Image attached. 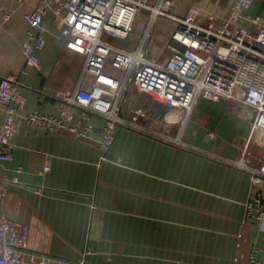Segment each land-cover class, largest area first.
Segmentation results:
<instances>
[{"label": "crops", "instance_id": "crops-1", "mask_svg": "<svg viewBox=\"0 0 264 264\" xmlns=\"http://www.w3.org/2000/svg\"><path fill=\"white\" fill-rule=\"evenodd\" d=\"M37 2L0 0V76L26 67L23 14ZM228 3L179 0L170 8L181 13L194 4L210 19ZM245 14L243 23L254 29L249 19L264 20V0H254ZM45 26L46 44L36 52L39 68L27 70L26 83L51 88L59 78L55 68L63 64V77L75 81L83 57L64 47L51 15ZM163 26L166 31L153 29L150 56L170 53V24ZM130 87L122 113L128 101L127 107H139L131 118L127 113L105 151L68 131H36L19 123L12 160L0 163V175L10 180L0 212L29 225L28 249L86 264H245L257 245L264 261V222L245 216L252 193L248 174L227 161L239 156L248 134L240 107L203 100L186 112L136 88L130 95ZM39 96L27 89L25 109L50 100ZM258 189L264 199V182Z\"/></svg>", "mask_w": 264, "mask_h": 264}, {"label": "built area", "instance_id": "built-area-1", "mask_svg": "<svg viewBox=\"0 0 264 264\" xmlns=\"http://www.w3.org/2000/svg\"><path fill=\"white\" fill-rule=\"evenodd\" d=\"M178 1L38 0L23 14L27 31L21 53L26 67L19 74L0 76V163L12 160L11 139L19 123L36 131H68L105 151L118 126L127 123L121 102L130 86L186 112L199 95L212 101L228 99L237 103L250 127L239 156L226 160L246 172L252 185L246 219L264 222V199L258 189L264 182V20L252 16L254 29L243 23L254 0H229L227 9L213 12L210 19L202 18L194 4L181 13L172 11ZM140 9L146 22L135 45L118 46L107 38H132ZM48 15L64 47L83 61L75 81L58 78L51 88L31 87L24 76L39 68L36 52L46 44ZM157 16L170 24V54L164 57L148 56ZM2 18L7 20L9 14L4 11ZM27 89L35 90L38 100H50L26 110ZM9 181L0 175V202ZM28 232V224L0 212V264H86L29 250ZM245 264H264L257 245L250 248Z\"/></svg>", "mask_w": 264, "mask_h": 264}, {"label": "rangeland", "instance_id": "rangeland-1", "mask_svg": "<svg viewBox=\"0 0 264 264\" xmlns=\"http://www.w3.org/2000/svg\"><path fill=\"white\" fill-rule=\"evenodd\" d=\"M146 22V15H145V11H143L142 9H140L137 13V15L135 16V20H134V26H133V29H132V38H126V39H120V38H116V37H107L110 41L114 42L116 45L118 46H124V47H129L130 44H136L137 41H138V33L137 31L139 30V27L142 26L143 24H145ZM165 24V18L161 17V16H157V18L155 19V22L153 23L152 25V28H151V35H152V32H153V29L157 26L158 27V31L163 29L166 31V28L165 26L163 25ZM135 36V39L133 38ZM153 38L154 36L152 35V39L151 41L153 42ZM154 41H159V38H156L154 39ZM150 42V43H152ZM149 43V45H150ZM154 43V42H153ZM151 52V51H150ZM168 54V53H167ZM170 54V53H169ZM150 56V55H148ZM67 68H65V65H61V66H58L57 68H55V76L59 77V78H63V79H67L64 76V74L66 73L65 71ZM71 70L73 71V67H69L68 68V72L71 73ZM136 93V90L134 87H130V95L131 94H135ZM203 100H207V101H212V100H209V99H206L205 97L199 95L195 101V104H198L200 101H203ZM216 101H224L226 104L229 102L232 104L233 107H237V103H234L228 99H218ZM127 105H125V110H124V113H122V116L123 118L126 119L127 117V113L130 112L131 115L129 116V118H131L133 112H134V109H136L137 107H139V104H135L134 108L133 106L132 107H127L129 106V101L126 103ZM248 126L250 127V122L248 121ZM249 127H248V132H249Z\"/></svg>", "mask_w": 264, "mask_h": 264}, {"label": "trees", "instance_id": "trees-1", "mask_svg": "<svg viewBox=\"0 0 264 264\" xmlns=\"http://www.w3.org/2000/svg\"><path fill=\"white\" fill-rule=\"evenodd\" d=\"M76 53V52H75ZM78 54V53H77Z\"/></svg>", "mask_w": 264, "mask_h": 264}]
</instances>
